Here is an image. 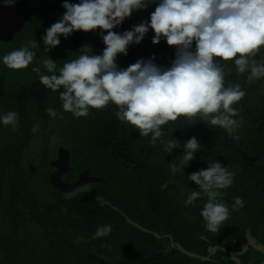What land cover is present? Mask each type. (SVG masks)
I'll return each mask as SVG.
<instances>
[{
    "label": "rangeland",
    "instance_id": "obj_1",
    "mask_svg": "<svg viewBox=\"0 0 264 264\" xmlns=\"http://www.w3.org/2000/svg\"><path fill=\"white\" fill-rule=\"evenodd\" d=\"M155 7L150 4L134 11L113 31L122 33L148 22L149 12ZM99 32L75 31L67 37V43L48 51L47 56L56 60L58 69L77 58L82 45L100 54L105 45ZM153 36H146V46L142 47V42L128 46V57L117 54V64L127 68L138 59L154 56L157 65L170 67L175 46L166 41L153 44ZM67 38L61 36L60 40L65 42ZM69 43L74 52L67 49ZM255 58L258 62L264 60L259 54ZM40 61L33 60L25 77L16 70H5L6 80L15 84L0 94V101L10 104L7 110L0 105V114H18L15 130L11 125H0V264H238L237 256L230 255L228 248L240 244L246 234L255 238L258 232L254 225L253 232L242 229L243 222L238 225L236 221L240 216L232 210L227 222H232L236 231L221 227L218 232H210L199 215L207 197L201 196L190 208H185L183 201L189 189L199 190L188 180L192 172L202 166L206 169L208 158L223 164V157L218 156L220 149L225 157L236 155L234 163H239L237 159H242L245 152L252 156L264 152L260 144L264 139H252L259 127L264 128V85H255L254 79L248 81L232 64L226 84L240 83L245 92L233 105L240 127L234 135L218 126L198 128L196 135L209 140L205 160L194 158L184 167L187 134L173 128L172 121L161 126L164 134L152 144L151 134L142 137L134 126L115 117L114 105L91 109L87 117H74L63 111L58 91L45 89L39 83V74L32 68L39 67L44 72ZM24 83L27 87L22 91ZM49 107L63 112V119L50 117L46 112ZM37 123L39 131L33 133L31 129ZM248 130H252V137L243 139ZM228 139L235 143L228 144ZM169 141L176 143L171 153L166 150ZM235 165L230 170L235 174L230 188L242 189L239 197L262 189L258 180H253L247 190L242 187L243 179L253 172L245 173L243 167ZM220 191L223 195L218 202L231 210L228 191ZM244 201L252 209L242 216L251 217L255 209L264 223V193H255ZM258 223L261 224L259 219ZM105 224H111L113 231L94 238L97 228ZM245 242L249 243L248 239ZM256 247L254 259L249 261L264 264V241ZM144 251L147 254L136 259ZM160 253L168 260H150Z\"/></svg>",
    "mask_w": 264,
    "mask_h": 264
},
{
    "label": "clouds",
    "instance_id": "obj_2",
    "mask_svg": "<svg viewBox=\"0 0 264 264\" xmlns=\"http://www.w3.org/2000/svg\"><path fill=\"white\" fill-rule=\"evenodd\" d=\"M4 7L15 6V0H0ZM156 4L148 22L134 25L122 33L113 31L134 11ZM64 13L45 30L41 37L48 52L75 31L99 29L105 45L100 54H93L89 45H82L77 58L57 69L56 60L49 56L32 71L39 74V83L48 90L59 92L64 112L74 117H87L91 109L114 105L115 117L131 124L142 137L150 136L155 144L164 134L162 125L180 118L192 119L198 114L208 117V124L234 135L240 121L233 105L244 96L240 83L226 84L225 64L232 61L239 74L248 81L264 78V0H63ZM153 30V44L166 40L175 46V59L170 67L157 65L155 57L138 59L127 68L116 62L117 54L127 55L128 46L140 44ZM195 48L193 49V43ZM39 47L30 42L0 56V63L9 69H24L33 63ZM50 117L63 119V112L47 108ZM0 125L18 126V114L8 111L0 115ZM31 131L37 133L39 124ZM195 136L183 144L184 167L201 149ZM176 143L167 142L171 153ZM176 171L175 168L172 170ZM235 174L220 161L208 162L206 169L192 172L188 180L199 186L189 189L183 205L190 208L198 198L207 200L199 209L206 230L218 232L229 218L231 210H240L245 201L237 196L229 206L218 202L234 181ZM113 231L111 224L99 226L94 238Z\"/></svg>",
    "mask_w": 264,
    "mask_h": 264
},
{
    "label": "trees",
    "instance_id": "obj_3",
    "mask_svg": "<svg viewBox=\"0 0 264 264\" xmlns=\"http://www.w3.org/2000/svg\"><path fill=\"white\" fill-rule=\"evenodd\" d=\"M146 12H148V11H146ZM149 13H151V12H149ZM126 30H128V29H126ZM122 32H123V30H122ZM151 34L154 35V33H152V30L149 29V32L145 35L144 39L141 41L142 42V44H141L142 47L146 46L148 44V41H147L148 38H146V36L147 35H151ZM161 41H166V40L161 39ZM132 45L133 44H131L129 46L131 47ZM194 48H195V42L193 43V49ZM137 50L134 51V52L132 51L133 53L131 54V56L134 55L136 52H138ZM140 50H141V47H140ZM143 52H144V50H141L140 54H143ZM119 55L121 57L123 56V54H119ZM129 56H130V54H129ZM126 57H128V55ZM222 63L225 64V72L226 73L229 72L231 70L232 66H233L232 65L233 62L232 61H227V62H222ZM254 84L255 85H264V78L254 79ZM208 119H209L208 117H205V116H202V115L198 114L196 117H194L192 119H186V118L182 117V118L178 119L177 121H172L173 128H178L181 131L185 132L187 134V139H189V138H191L193 136H195L197 138L198 142L200 143V145L202 147H201V149H199L195 153L194 156H195V159L197 161H199V162H202V161L205 160L203 155H205L204 154V150H206V146L208 145L209 140H206L205 138H203L200 135L199 136L196 135L197 130L200 127H204V128H207V129H212V128L216 127V126L209 125L208 124ZM253 135H254V138L252 137V130H248L247 131V135L243 139L250 140L249 136H251L252 139H254V141H256L255 139H262L263 140L264 139V128L263 127H259L257 129V132H254ZM177 139H179V138H177ZM234 143H235V141H233V139H228V144H234ZM260 144L264 145V141L261 142ZM108 146L109 145H105V147H108ZM214 149L213 148H209L208 150L211 151V150H214ZM242 155H243V156H241L242 159H237V161L239 160V163H234L236 161V159H235L236 155L235 156L233 155V156L225 157L223 149H220V152H219L218 156L219 157H223V160H224L223 165H225L229 170L234 168V164H236L235 167L236 166L243 167L245 173H247L249 171L253 172L248 177H245L243 179V183L241 184V186L245 187L246 190H247V187H249V184H252L253 180L254 181L258 180L260 185L262 186V189L256 190V191H254V193L243 194V196H241V198L243 200H248V199H250V195H253L255 193H257V194L264 193V152L256 154L254 156L249 155V152H245ZM205 157H206V155H205ZM212 160L213 159L208 158L207 163L208 162H212ZM202 168H203V166H202ZM247 178H248V181H246ZM237 189H235V190L233 188L226 189L228 191V196H229V198L231 200L230 201L231 205L234 203L235 196L242 195L243 190L242 189L239 190V188H237ZM234 193H235V196H234ZM157 203H160V199L159 198L157 199ZM250 209H252L251 205L249 206L248 204L245 203L244 207L241 208L240 210H238V211L233 210V213L236 214L237 216H240V219L236 220V219H234L233 216L231 217V219L237 221L238 225H239V223L241 221L243 222L244 227H242V229H247L248 232H253V225H254V231L256 230L258 232V234H256L255 238L254 237H249L248 238V236L246 234L244 237L241 238L242 242L240 244H238L236 247L230 246V248H228L230 250L229 251L230 255L237 256L238 264H241L242 262H247L248 264H251V262L249 260L250 259H254V251H253V249L256 250L258 248L256 246H258V245L261 246L262 240L264 241V231L261 228V226L264 227V223L262 222L263 220L261 219L259 211L257 212V210L254 209V214H252L251 217H248V216L246 217V215L242 216V214L244 212H246L247 210H250ZM230 212H232V210ZM254 219H255V223H254ZM258 219L261 222L260 225L258 223ZM221 227H225L226 229L227 228L228 229L231 228L232 230L236 231L233 223L231 222V224H229L227 222V220L222 224ZM248 232H245V233H248ZM247 239H248L249 243L245 242ZM146 254H145V251L139 253L137 255L136 259L141 260ZM150 260L151 261H154V260L165 261V260H168V257H165V255L163 253H160V254L152 255ZM258 260H260V258H258Z\"/></svg>",
    "mask_w": 264,
    "mask_h": 264
},
{
    "label": "flooded vegetation",
    "instance_id": "obj_4",
    "mask_svg": "<svg viewBox=\"0 0 264 264\" xmlns=\"http://www.w3.org/2000/svg\"><path fill=\"white\" fill-rule=\"evenodd\" d=\"M69 2L71 1L69 0ZM62 4L63 0H15L13 7H4L0 3V56L25 44L30 46V42H37L39 47L32 49L36 53L34 59L42 60L44 55L47 57L41 37L45 34V30L57 22L64 13L65 9ZM68 40L67 38V41L61 42L58 47L67 43ZM67 49L74 52L71 43L67 45ZM5 70H7L6 72L14 71V69H9L0 63V94L5 92L4 90H9L10 85L15 84V82L11 83L6 80ZM28 70L30 67L16 69L14 72L25 77ZM42 73L47 74L46 70ZM26 87L27 85L24 83L21 88L22 91ZM0 105L4 106L5 110L10 106L4 100L0 101Z\"/></svg>",
    "mask_w": 264,
    "mask_h": 264
}]
</instances>
